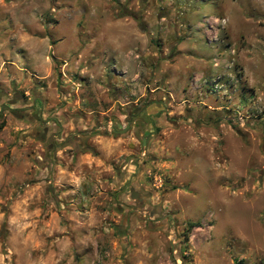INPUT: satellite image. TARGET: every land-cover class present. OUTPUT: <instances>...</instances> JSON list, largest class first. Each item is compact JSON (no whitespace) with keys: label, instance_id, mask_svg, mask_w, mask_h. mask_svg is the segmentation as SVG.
I'll list each match as a JSON object with an SVG mask.
<instances>
[{"label":"rangeland","instance_id":"rangeland-1","mask_svg":"<svg viewBox=\"0 0 264 264\" xmlns=\"http://www.w3.org/2000/svg\"><path fill=\"white\" fill-rule=\"evenodd\" d=\"M263 5L0 0V264H264Z\"/></svg>","mask_w":264,"mask_h":264},{"label":"crops","instance_id":"crops-1","mask_svg":"<svg viewBox=\"0 0 264 264\" xmlns=\"http://www.w3.org/2000/svg\"><path fill=\"white\" fill-rule=\"evenodd\" d=\"M262 10L264 9V5H263V7L261 8ZM28 37V36H27ZM27 37H26V35H21V36H19L18 37V40L22 43L20 46H22V45H24L25 43H27L28 41V39H27ZM30 40V39H29ZM43 43H44V41H43ZM47 46H48V44H47ZM48 47H51V46H48ZM71 47H73L72 48V52H71V54L76 50V47H75V45L74 44H72L71 45ZM53 48V47H52ZM70 48V47H69ZM61 55H58L56 58H58V59H61L62 60V62H64V63H66V60L68 59V57L71 55L70 54V52H69V49L67 48V47H64L63 46V48H62V50H61ZM17 57H18V55H17ZM18 62H20V56L18 57V59H14V62L12 63V64H14V65H17V63ZM90 63H93V61L91 60V62ZM106 65H104V68L105 69H109V70H114L116 67H115V65H113L112 67H110V65L111 64H117V65H119V66H121V67H124L123 66V63L122 62H114L113 60H107L106 62ZM66 66H67V64L64 66V69L66 68ZM89 67H91V65L89 64ZM63 69V70H64ZM105 69H103V72L101 71L100 73H99V76H101L102 74H105ZM64 72V71H63ZM64 76H66L65 74H63ZM137 75H134V81L133 82H135V84L134 83H132V84H128V88H129V91H130V93H131V95H134L135 94V98H133L132 100H129V101H127V102H133V103H136L138 100H139V97H137V96H139V95H141L142 96V82H140V83H137L136 82V79H137ZM125 94L127 95V93L125 92ZM192 94V93H191ZM76 95H78V92L76 93ZM89 99H92V98H89ZM127 100V99H126ZM61 101H64V102H72V99L68 96V95H65V94H62L61 95ZM120 101V98H116L115 99V102H119ZM94 102V101H93ZM74 104L76 105V107L75 108H73V110H78V111H81V108H79L78 107V105H80V100H76L75 102H74ZM126 105H128L129 103H125ZM94 113V109L93 110H88L87 111V114H88V116L90 115H92ZM85 114H86V112H85ZM103 114H106V112L105 113H103ZM79 136V137H78ZM83 137H85V136H83ZM74 138H77V139H75V140H79L78 141V143H80V142H82L83 140H81V136L77 133V135L75 134V137ZM73 138V139H74ZM83 143H84V141H83ZM134 192V191H133ZM136 193V192H135ZM132 194V193H131ZM138 197V196H137ZM138 200V199H137ZM137 200H134V201H137ZM138 202V201H137ZM148 217H150V218H152V219H154L155 218V222L158 224L160 221H161V218L159 217H152V214H149L148 213V215H147Z\"/></svg>","mask_w":264,"mask_h":264},{"label":"water","instance_id":"water-1","mask_svg":"<svg viewBox=\"0 0 264 264\" xmlns=\"http://www.w3.org/2000/svg\"><path fill=\"white\" fill-rule=\"evenodd\" d=\"M129 128V126H127V127H125L124 129H122L121 131H116L115 129H112V131H113V133H117V134H123V133H125L126 131H127V129ZM143 144H144V141H143ZM132 194H131V198L133 199V200H137L138 199V197H137V193H135V192H131Z\"/></svg>","mask_w":264,"mask_h":264},{"label":"trees","instance_id":"trees-1","mask_svg":"<svg viewBox=\"0 0 264 264\" xmlns=\"http://www.w3.org/2000/svg\"><path fill=\"white\" fill-rule=\"evenodd\" d=\"M191 226H195V225L192 224Z\"/></svg>","mask_w":264,"mask_h":264},{"label":"flooded vegetation","instance_id":"flooded-vegetation-1","mask_svg":"<svg viewBox=\"0 0 264 264\" xmlns=\"http://www.w3.org/2000/svg\"><path fill=\"white\" fill-rule=\"evenodd\" d=\"M142 144H143V141H142Z\"/></svg>","mask_w":264,"mask_h":264}]
</instances>
